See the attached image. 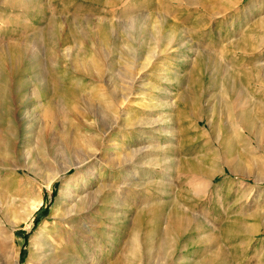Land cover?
Returning a JSON list of instances; mask_svg holds the SVG:
<instances>
[{
	"label": "rangeland",
	"instance_id": "1",
	"mask_svg": "<svg viewBox=\"0 0 264 264\" xmlns=\"http://www.w3.org/2000/svg\"><path fill=\"white\" fill-rule=\"evenodd\" d=\"M152 31L172 33L181 45L168 44L137 75V69L150 61L152 49L158 54L140 35ZM50 47L59 65L65 62L63 51L76 49L85 61L100 59L103 73L71 79L75 73L55 66L65 106L77 107L84 115H64L57 125L41 116L51 128L35 130L38 139H32L31 153L20 151V138L9 156L4 153L0 237L8 246V263L15 264L18 258L19 264H35L30 256L40 246L42 230L55 221L61 187L77 174L70 168L48 186L50 170L64 169L71 158L61 147L97 149L98 157H107L113 152L108 147L112 140L128 139L117 127L109 135L104 131L114 124L115 115L126 114L129 119L158 121L154 129L143 127L144 135L134 134L131 144L152 146L151 157L163 159L168 169L151 164L139 167V173L135 167L126 173L132 184L124 187L131 199L129 211L125 215V207L118 206L115 219L108 223L113 228L107 227L103 248L91 251L89 264H146L144 240L155 224L159 233L153 235L173 240V252L155 254L151 264L164 259L167 264H264V64H259L264 62V0H0V86L8 80L28 81L32 89L38 86L37 65L43 64L45 76H50ZM236 85L245 91L242 99L232 91ZM16 88L22 91L20 84ZM72 91L86 103H73ZM131 92L122 103L115 98V93L125 97ZM90 107L104 114L100 115L104 127L91 116ZM204 107L208 110L198 119L196 114ZM6 110L0 107L1 129L9 128ZM37 112L43 113L41 106ZM36 163L48 164L49 171L37 172ZM155 171L160 180L150 182ZM119 180L111 195L117 202L123 197ZM137 181L147 183L139 187ZM175 212L190 222L181 233L171 229ZM132 233L140 246L137 257L129 252ZM107 240L115 243L114 249Z\"/></svg>",
	"mask_w": 264,
	"mask_h": 264
},
{
	"label": "bare ground",
	"instance_id": "2",
	"mask_svg": "<svg viewBox=\"0 0 264 264\" xmlns=\"http://www.w3.org/2000/svg\"><path fill=\"white\" fill-rule=\"evenodd\" d=\"M162 5H163V3H162ZM140 35L143 37V42L149 41L154 45V48L158 50V51L156 50L157 53L158 52H160V53L164 52V50H166L168 48V44H171V42H173V41H174L173 46H175L176 44L181 45L180 42H176V40H174L175 35L172 33H169L168 35H165V34L164 35L163 34H158V35L156 34L155 35V33L152 31V32H146L145 34L141 33ZM51 42H52V40H51ZM44 43H45V41H44ZM179 47H181V46H179ZM55 49L57 50V47ZM2 50L7 51V49H5V48ZM8 51H10V50H8ZM49 51L53 52V56L50 57V61H48V63H47L48 64L47 65L48 72L50 73L48 75H50V76L49 77L47 75L45 76V73H44L45 69L43 67V64L37 65L38 69H37V72H36L37 74L35 75V77L38 78L37 83L39 85L36 86L34 89L31 88L30 82L24 81V83H23V82H20L21 80L20 81L19 80L18 81H11V80L7 79L8 80L7 84L0 86V107H1V109L5 108V107L7 109L6 113H8L7 122H8V127H9L8 129H6V128L1 129L3 127L0 128V163L5 158L4 153L7 155L8 152L10 153V152H13L15 150L16 140L18 138H20V142L22 143V147H21L22 150L20 149V151L26 152L27 154L31 153L32 148L30 146H31L32 139H35L37 137V136L35 137V134H36L35 130H37L39 127L44 128L46 126V125H44L43 120L41 121V116L44 119L49 118L51 120L50 121L51 125L52 124L57 125L58 120L61 117H63L64 115H67V114H69L70 116L78 115V117H79L83 114V111L82 110L80 111V109L77 107H73V109H71V108H67L65 106V104H64L65 96L61 95V92H63V89L59 85L60 83L58 84V82L56 80V76H57L56 70H58V69H56L55 66H58V67L60 66L61 68H64V71L67 72L68 74L69 73H73V74L75 73L76 76H72V77L70 76L71 79L76 78L79 80L80 78L78 76H80L81 74H85V76L89 75V76L94 77V78H97L98 75H99V77L102 76L103 70H102V63H101L100 59L97 60L96 58H93L96 60H91V61L86 60L85 61L81 58V56H78L75 54L76 49H72V51H70L68 48V49H66V51H63V54L66 55L65 59H62L63 56L60 57V59H62L63 62L65 60V62L63 64H61L62 65L61 66V65H59L57 55H55L56 53L54 52V47H50ZM72 52H74V53L72 54ZM153 52H155V51H153V49H152L153 55L152 54L148 55V57L150 58V61L147 58L148 59L147 64H143V66L138 65V66H140V68L137 67L138 68L137 69L138 71H136L137 75L139 73L141 75V71H145V69L148 68L147 66L151 63V61L154 59H157V56H159L160 53L156 54ZM148 53H150V50L148 51ZM99 56H100V54H99ZM93 57H94V55H93ZM202 58H206V57H202ZM49 64H50V66H49ZM259 64L261 66H263L264 62H260ZM51 67L53 69H51ZM104 67H106V66H104ZM3 70H5V69H3ZM133 70H135V69L133 68ZM1 71H2V64H1ZM61 72H59V73H61ZM4 74H5V72H4ZM144 74L146 75V73H144ZM95 75H97V77ZM145 75H143V76H145ZM11 76H12V73H11ZM133 78H136V77L134 76ZM249 78H252V77H249ZM10 79H11V77H10ZM134 80H136V79H134ZM134 80L132 79V82H131L132 84H134L133 83ZM169 80H170V78L168 79V81ZM5 82H6V80H5ZM18 84H20L22 87L21 92L16 88L18 86ZM234 87H235V89L232 88V91L234 90L237 97L242 99L244 97V94H245L244 89H242V87L237 86V85ZM15 89H17L16 92H18V93H15ZM131 94H132V92L128 93V95L126 94L125 97L124 96L122 97L121 93L120 94L115 93V98L119 103H122L123 102L122 99L129 100L131 98V97L129 98V96H131ZM187 96H185L184 99H186ZM70 98H71V101H73V103H77V102H81V100L82 101L85 100V99L83 100V98H81V96L76 91H72V95L70 96ZM188 98L190 99V97H188ZM112 101H114V99ZM109 103H112V102H109ZM190 105H192V104H190ZM18 106L19 107L22 106L24 108L22 110L19 109L20 111H18V109H17ZM38 106L39 107L41 106L43 113L37 112L39 109ZM149 106H151V105L149 104ZM83 110L85 111L84 108H83ZM201 110L202 111L199 115L200 117L198 116V114H196V117H198V119L204 118L205 113L208 110V108L204 107ZM260 110H263V107H260ZM233 111H234V109H233ZM89 112H90L91 116L95 117L98 120V123L100 124L101 127L103 125H106L100 119V115L102 116L103 113H101L96 108L93 109L91 107H90ZM194 112H196V111H194ZM40 114H43V115H40ZM125 115L126 114H124L122 116H119V114L115 115L116 117L114 116V119L115 118L116 119L114 121V124L111 123L112 125L107 126V129L104 131V133L106 135H109L112 133L113 129L115 127H117L118 130L120 129L121 131H123L125 133V136L127 137L126 139H128L127 141H122V139L119 140L118 138L112 140L113 142L110 143L108 145V147H110V149L113 152L105 155L107 157H103V158L98 157V155H97L98 152L96 153L97 149H95V151H93L90 147H89L90 149H88V148H85L82 150L76 149L75 151H74V148L72 147V145H69V144L61 147V149H63L64 151H67V150L69 151V157H71V158H70L69 162L67 163V165L64 166L65 167L64 169H58V170H54V171L50 170L51 173L48 174L49 179H47L48 180L47 181L48 186H51V183L57 177H59V175L61 173H63V172L65 173L70 168H76L77 174L72 175L71 178H69L70 180L67 182V185L65 187H63V186L61 187L60 197L56 203L57 212L55 214V221L51 225L52 227H50V229H48L47 231L42 230V236L40 239V246L38 249H35L36 251H34L33 254L30 256V259L33 260L35 262V264H89L90 258L91 259L93 258V256L90 255V253H92L91 251L98 252L99 250H102L104 242H105V241L103 242V240L108 236V228L107 227L113 228L108 223H109V221H113L115 219L114 216L118 212V206L122 205L125 207V215L129 211V209L127 207V205H128L127 202L131 199H128L129 198L128 197V190H125L124 187H127V186L129 187L132 184H131V181L126 180V177H127L126 173L131 168H134V167H135L134 172L136 173L139 170V167L140 168L141 167H147L151 164L156 165L157 167L161 166L164 170L168 169V167L163 163V159H157L156 160V158L151 157V153H149V151H150V147H152V146L142 145L141 143H134L133 145L131 144V143H133V142H131V140H132L131 137H133L134 134H136L138 132L141 135H144V130L142 128L152 125V128L154 129L155 125H157L156 123H158V121H156L155 119L150 118V117H149V119L148 118L129 119L128 117H126L127 115L126 116ZM19 116H20V120H19ZM109 117L110 116L107 115V119ZM240 119L243 120V122L246 121L244 118V115L241 116ZM20 121L22 123H20ZM20 125H22V126H20ZM48 126L49 125H47V127H45V129L48 128ZM21 127H22V129H21ZM49 128H51V127L49 126ZM53 138L55 140V137H53ZM36 139H38V137ZM138 139H140V138H138ZM71 141L72 140H70L68 142H71ZM137 142H138V140H137ZM1 143L6 145L8 147L9 151L6 150V148L2 147ZM91 145H93V144H91ZM59 149H60V146H59ZM1 153L3 156L1 155ZM15 153H16V151H15ZM8 156H9V154H8ZM165 160H167V157L165 158ZM34 161L36 162V160H34ZM96 163H98V164L100 163V165L96 166ZM36 165H37V163H36ZM47 165H45V163L37 165L38 166L37 172L43 173V171H45V170L49 171L50 168H49V166L47 168ZM228 165H229L230 169H232V165H230V164H228ZM99 166H101V167H99ZM115 169L118 170L116 173L113 171ZM142 172H143V170H142ZM149 172H145V174H148V175L151 174V172L150 173ZM118 173H120V174H118ZM137 173H139V172H137ZM154 173L155 174L152 175L151 178L149 179L150 182L155 181L153 178H159L160 177L158 172L155 171ZM145 174H143V175H145ZM134 177H136V175ZM119 178H121V179L119 180ZM118 180H119L121 187H123V189H122L123 191H121V194H123V197H120V199L117 202V201H115L116 198L113 197V199H111L112 198L111 195H112V189H114V187L116 185L115 181H118ZM159 180H160V178H159ZM167 180H165V182ZM146 183H147L146 181L145 182L144 181L135 182V184L138 185L139 187L145 186ZM162 183H164V182H162ZM37 208L38 207L36 205L33 207V209H35V210ZM174 215L177 216L176 212ZM124 219H125V217H124ZM2 222L3 221L0 220V229L2 228V224H1ZM171 223H173V225L171 226L172 227L171 229H173V231L176 230L179 233H181L189 226L190 222H189L188 217L183 216L181 213V217L177 216V217L173 218ZM124 224H125V227L127 229H129V227L131 228L127 219L124 222ZM169 226H170V224H169ZM159 227H160L159 224H155L152 228V232H151V228H150V230H149L150 232L149 231L148 232L151 234L149 235V238L147 240H144V241H146V248L144 250V258H146L144 262H146V264L152 263L153 256L155 254H161L162 255L164 253L165 255H168L167 253L172 250L171 248H172L173 240L169 239V237L167 235H162L160 233L158 239L155 238L154 235L156 233H159L158 232ZM138 231H139V229H138ZM133 233H132V235L128 236L127 241L129 242L130 254H133L135 257H137L136 254L138 252H140L139 251L140 246L138 245L139 242L136 241L137 240L136 239L137 234L134 235ZM167 234H169V232ZM112 239H113V237H112ZM108 243H111L110 246L112 247V249H114L113 247H114L115 243L109 242V241H108ZM32 250H34V248ZM8 251H9L8 246L1 241V237H0V264H9L7 261ZM172 252H173V250H172ZM161 258H162V256H161ZM167 262L168 261H166L164 259L159 264H167ZM205 263L210 264L211 262L206 261ZM15 264H19L18 258H17Z\"/></svg>",
	"mask_w": 264,
	"mask_h": 264
}]
</instances>
